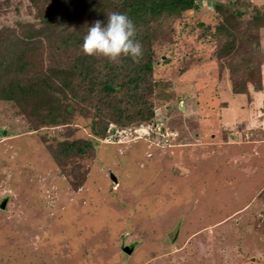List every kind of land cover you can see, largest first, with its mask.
I'll list each match as a JSON object with an SVG mask.
<instances>
[{
  "label": "rangeland",
  "instance_id": "obj_1",
  "mask_svg": "<svg viewBox=\"0 0 264 264\" xmlns=\"http://www.w3.org/2000/svg\"><path fill=\"white\" fill-rule=\"evenodd\" d=\"M7 1L0 22L32 19L29 0ZM213 3L154 44L150 121L101 139L86 118L35 129L0 101V264H264V62L260 91H232L212 53ZM62 138L93 151L59 165Z\"/></svg>",
  "mask_w": 264,
  "mask_h": 264
},
{
  "label": "trees",
  "instance_id": "obj_2",
  "mask_svg": "<svg viewBox=\"0 0 264 264\" xmlns=\"http://www.w3.org/2000/svg\"><path fill=\"white\" fill-rule=\"evenodd\" d=\"M5 1L4 5H10ZM29 2L32 19L0 22V101L11 102L35 129L67 125L77 116L86 118L93 135L101 139L109 132H125L132 123L153 119V99L160 86L154 75V44L171 42L172 21L197 10L198 0ZM247 6L241 0H214L211 5L212 12L222 18L213 28L212 53L216 63L229 68L236 94L248 91V84L258 92L263 84L260 30L264 29V6L251 10ZM113 12L133 19L143 46L139 64L130 58L113 64L82 52L88 28L96 20L106 23ZM207 30L208 26L200 27L197 38L207 37ZM93 148L91 139L62 138L52 155L60 165L71 158L81 159Z\"/></svg>",
  "mask_w": 264,
  "mask_h": 264
},
{
  "label": "clouds",
  "instance_id": "obj_3",
  "mask_svg": "<svg viewBox=\"0 0 264 264\" xmlns=\"http://www.w3.org/2000/svg\"><path fill=\"white\" fill-rule=\"evenodd\" d=\"M81 48L85 55L104 57L113 64H120L122 58H130L133 64H139L143 58V46L137 39L133 19L119 12L108 14L106 23L96 20L83 37ZM3 200L7 202V198Z\"/></svg>",
  "mask_w": 264,
  "mask_h": 264
},
{
  "label": "water",
  "instance_id": "obj_4",
  "mask_svg": "<svg viewBox=\"0 0 264 264\" xmlns=\"http://www.w3.org/2000/svg\"><path fill=\"white\" fill-rule=\"evenodd\" d=\"M176 171H178V169H176ZM111 176H112L113 180H115V177L113 175H111ZM5 203H6V200H3L2 203H1V205H0V207L1 208H4Z\"/></svg>",
  "mask_w": 264,
  "mask_h": 264
}]
</instances>
